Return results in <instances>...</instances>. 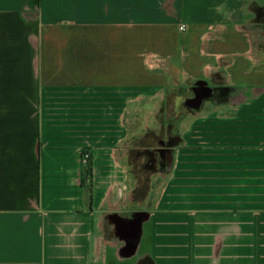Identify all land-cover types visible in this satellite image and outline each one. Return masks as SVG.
<instances>
[{
  "label": "crops",
  "instance_id": "1",
  "mask_svg": "<svg viewBox=\"0 0 264 264\" xmlns=\"http://www.w3.org/2000/svg\"><path fill=\"white\" fill-rule=\"evenodd\" d=\"M250 8L264 0H0V264H264V126L206 109L220 87L264 95L235 28ZM198 80L136 201L128 142L159 119L142 109Z\"/></svg>",
  "mask_w": 264,
  "mask_h": 264
},
{
  "label": "rangeland",
  "instance_id": "2",
  "mask_svg": "<svg viewBox=\"0 0 264 264\" xmlns=\"http://www.w3.org/2000/svg\"><path fill=\"white\" fill-rule=\"evenodd\" d=\"M249 10V9H248ZM250 14L249 16H246L244 20H242L240 23H237L235 25V28L237 26H241L242 32H240L243 35H250L254 37V42L250 43L249 48H253L254 56L255 57H261V55H264V10L261 9V12H258L257 15L255 14V11L250 8ZM260 18H259V17ZM262 21V22H261ZM182 26V25H181ZM180 26V27H181ZM239 32V31H238ZM263 39V40H262ZM247 56V55H246ZM250 56V55H249ZM159 60H162L161 58L157 57ZM156 58V59H157ZM162 63L163 60H162ZM259 63V62H258ZM161 64V63H160ZM199 82H205L208 87V82L206 80H198L194 81L192 83V86H189L185 88V90L181 89L179 92L171 93L169 92L167 98L165 101L161 104V107L158 111L157 107H145L142 109V112L147 117L159 118L158 124H151L150 127H154V129L147 130L142 136H130L131 142H128V151H130V171L132 175L136 176V179L138 181L137 187L134 191L136 201L141 198L145 197V195L149 194L151 186L154 188L153 190L157 191L158 183L151 181V172L148 171L147 165L148 159H149V153H152L155 156V163L156 167L155 172L159 173L160 168L162 165L159 162L161 159L160 154L158 151H164L171 146L173 143H178L176 141V128L172 125V123H168L169 121H173L176 118H179L181 116L189 115L194 111V109L189 105V100L192 98H195L197 95V92L201 88L198 83ZM219 91L216 93H213V99L216 101L215 104L209 105L207 109L208 114H223V115H230L231 109L229 112L224 113L223 107H226V104H229V100L233 102V106L235 108H232L234 114L240 115V116H249L258 118L253 122L254 127L256 131H259L261 133L262 125L260 122H262V119L264 118V95H262L260 98H258L257 102L254 104L251 103H245V101L242 100L240 96L243 95V93H238L237 96L231 95L232 88L229 87H220L218 89ZM240 95V96H239ZM245 103V104H244ZM237 105H240V109ZM245 105V106H244ZM209 108L212 111V113H209ZM217 111V112H215ZM215 112V113H214ZM155 121V120H154ZM251 125V124H250ZM249 125V126H250ZM134 139V140H133ZM133 140V141H132ZM175 140V141H173ZM171 143V144H170ZM255 143L257 144L256 147H263L264 141L260 139L259 136H255ZM168 161V160H166ZM170 162H164L163 164H167ZM160 164V165H159ZM159 165V166H158ZM150 205V204H149Z\"/></svg>",
  "mask_w": 264,
  "mask_h": 264
},
{
  "label": "water",
  "instance_id": "3",
  "mask_svg": "<svg viewBox=\"0 0 264 264\" xmlns=\"http://www.w3.org/2000/svg\"><path fill=\"white\" fill-rule=\"evenodd\" d=\"M198 85L200 87H205L207 84L205 82H199ZM204 98H206V96L204 95L200 96V94L197 93L196 97L189 102V105L193 108H198Z\"/></svg>",
  "mask_w": 264,
  "mask_h": 264
},
{
  "label": "built area",
  "instance_id": "4",
  "mask_svg": "<svg viewBox=\"0 0 264 264\" xmlns=\"http://www.w3.org/2000/svg\"><path fill=\"white\" fill-rule=\"evenodd\" d=\"M179 30L181 31V32H183V31H185L186 30V27L185 26H181V27H179ZM88 156H86V158H87Z\"/></svg>",
  "mask_w": 264,
  "mask_h": 264
},
{
  "label": "flooded vegetation",
  "instance_id": "5",
  "mask_svg": "<svg viewBox=\"0 0 264 264\" xmlns=\"http://www.w3.org/2000/svg\"><path fill=\"white\" fill-rule=\"evenodd\" d=\"M197 93H199V94H200V96H202V95H203L202 91H200V90H199Z\"/></svg>",
  "mask_w": 264,
  "mask_h": 264
}]
</instances>
